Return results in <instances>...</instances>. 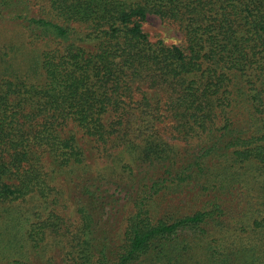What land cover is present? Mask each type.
Returning a JSON list of instances; mask_svg holds the SVG:
<instances>
[{
    "label": "trees",
    "instance_id": "1",
    "mask_svg": "<svg viewBox=\"0 0 264 264\" xmlns=\"http://www.w3.org/2000/svg\"><path fill=\"white\" fill-rule=\"evenodd\" d=\"M0 23V264H264V0H0Z\"/></svg>",
    "mask_w": 264,
    "mask_h": 264
},
{
    "label": "rangeland",
    "instance_id": "2",
    "mask_svg": "<svg viewBox=\"0 0 264 264\" xmlns=\"http://www.w3.org/2000/svg\"><path fill=\"white\" fill-rule=\"evenodd\" d=\"M32 6H35L34 3H31ZM36 9H38L37 6H35ZM144 30L149 35L150 39L154 42L162 40L167 45H177V46H183L184 45V36L182 32L179 30V28L169 22H164L159 17L155 15H149L145 24H144ZM9 39H15L19 40L17 37V33L14 30V27L11 24H3L0 23V45L5 41ZM20 41V40H19ZM170 122L167 123V125ZM77 135L79 137L82 136V134L78 131ZM85 148L88 149L87 144L84 145ZM94 151L92 152L91 156H93ZM103 160L102 162H104ZM92 163V161H90ZM94 166V165H93ZM95 167V166H94ZM63 215L70 221H72V207L70 209H67Z\"/></svg>",
    "mask_w": 264,
    "mask_h": 264
}]
</instances>
